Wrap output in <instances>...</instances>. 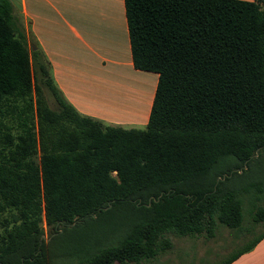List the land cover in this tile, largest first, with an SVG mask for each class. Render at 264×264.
Listing matches in <instances>:
<instances>
[{
  "label": "trees",
  "instance_id": "16d2710c",
  "mask_svg": "<svg viewBox=\"0 0 264 264\" xmlns=\"http://www.w3.org/2000/svg\"><path fill=\"white\" fill-rule=\"evenodd\" d=\"M123 5L132 66L157 74L142 128L76 111L0 0V264L138 263L241 224L248 188L227 184L263 159L264 0Z\"/></svg>",
  "mask_w": 264,
  "mask_h": 264
},
{
  "label": "crops",
  "instance_id": "0c3cea01",
  "mask_svg": "<svg viewBox=\"0 0 264 264\" xmlns=\"http://www.w3.org/2000/svg\"><path fill=\"white\" fill-rule=\"evenodd\" d=\"M8 1L27 48L42 50L76 111L106 125L146 124L157 74L132 66L123 0ZM229 264H264V236Z\"/></svg>",
  "mask_w": 264,
  "mask_h": 264
},
{
  "label": "rangeland",
  "instance_id": "374dc122",
  "mask_svg": "<svg viewBox=\"0 0 264 264\" xmlns=\"http://www.w3.org/2000/svg\"><path fill=\"white\" fill-rule=\"evenodd\" d=\"M44 96L47 104L55 109V102L46 90H44ZM122 127L129 128L128 126ZM261 156L263 159L256 162L250 172L227 184H232L238 188H248L247 192L241 196L242 219L239 227L227 228L218 224L213 236L209 238L203 234L195 236L169 235L171 247L168 250L153 259L127 264H221L233 253L241 250L255 237L262 234L264 221L255 223L251 211L254 204V187L252 186L258 181L264 182V152L261 153ZM254 157H257V154ZM254 205L264 207L263 199L256 201ZM43 230L44 245L47 246L50 238L47 236L45 227ZM99 230L96 227L94 231L99 232ZM45 250L47 251V249ZM59 251L64 250L59 249ZM113 264L118 263L114 262Z\"/></svg>",
  "mask_w": 264,
  "mask_h": 264
},
{
  "label": "water",
  "instance_id": "95a60500",
  "mask_svg": "<svg viewBox=\"0 0 264 264\" xmlns=\"http://www.w3.org/2000/svg\"><path fill=\"white\" fill-rule=\"evenodd\" d=\"M254 156H256V153L254 154ZM244 168H245V167H244ZM223 177H224V176L220 177V179H223ZM218 178H219V177H218ZM218 178H217V180H218Z\"/></svg>",
  "mask_w": 264,
  "mask_h": 264
}]
</instances>
